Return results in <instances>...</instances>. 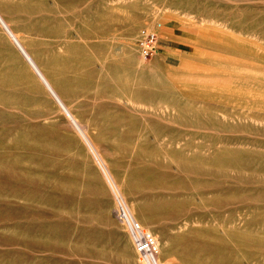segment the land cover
<instances>
[{"label": "rangeland", "instance_id": "374dc122", "mask_svg": "<svg viewBox=\"0 0 264 264\" xmlns=\"http://www.w3.org/2000/svg\"><path fill=\"white\" fill-rule=\"evenodd\" d=\"M0 16L59 95L0 24V264H147L123 209L159 264H264V0H0Z\"/></svg>", "mask_w": 264, "mask_h": 264}, {"label": "bare ground", "instance_id": "6f19581e", "mask_svg": "<svg viewBox=\"0 0 264 264\" xmlns=\"http://www.w3.org/2000/svg\"><path fill=\"white\" fill-rule=\"evenodd\" d=\"M158 17V16H156ZM156 19V18H155ZM0 24L2 25V27L5 29V31L7 32V34L9 35L10 39H12V41L14 42V44L16 45V48H18L20 50V52L23 54V56L25 57V59L27 60L29 66L32 68V70L36 73V75L38 76V78L40 79V81L44 84L47 85V87H51L54 90V93L59 96L57 94V92L55 91L53 85L51 84V82L49 81V79L45 76V74L43 73V71L41 70V68L38 66L37 62L30 56V54L28 53L26 47L21 43L20 39L18 38V36L16 34L13 33V31L10 29V27L6 24V22L2 19V17L0 16ZM123 50H125L127 48V50L130 52L128 53V56H130L131 60H137V56H138V51L136 50V48L128 46L127 44H124L122 46ZM111 49V48H110ZM120 52V51H119ZM125 55V54H124ZM139 63V62H138ZM140 65V63H139ZM139 68V67H138ZM143 76H150L149 73H143ZM45 86V85H44ZM46 87V86H45ZM48 90V89H47ZM49 91V90H48ZM52 94V93H51ZM52 96V95H51ZM53 97V96H52ZM60 106V105H59ZM61 107V106H60ZM64 107L65 109L68 111L69 114H67L65 112V109L62 108L63 112L67 115V117L69 118V120H71L73 126H75V128H78L82 131V138L83 140L86 142L87 146L89 147V149L91 150V152L94 154L95 159L97 160L98 164L101 167V170L104 173V176L107 178L108 182L110 183L111 187L114 188L113 190H115V192L117 193V195H120V191L118 189V186L115 183V180L110 172V170L108 169V166L106 164V162L104 161V159L102 158V156L99 153V149H97L94 144L92 143V141L90 140L86 130L84 129L83 125L77 120V118L71 113V111L69 110V108L66 106V104L64 103ZM121 196V195H120ZM123 199V198H122ZM126 206V205H125ZM127 207V206H126ZM128 210V209H127ZM123 209V212L125 214V216L127 217V223L129 225V227H139V225L137 224V222H133L134 217L132 216L131 212L128 210ZM132 217V218H131ZM140 228V227H139ZM142 231H144V233H149L146 230L141 229ZM138 234H136L137 236ZM133 236V234H132ZM153 236V235H152ZM154 237V236H153ZM134 238V245H135V249L137 254L141 257V254L137 251L136 248V243H135V237ZM159 245V244H158ZM160 252V250H159ZM157 256L154 259V261H151L153 263L151 264H159L158 260H157ZM143 262H145L142 259Z\"/></svg>", "mask_w": 264, "mask_h": 264}, {"label": "built area", "instance_id": "2783aa9c", "mask_svg": "<svg viewBox=\"0 0 264 264\" xmlns=\"http://www.w3.org/2000/svg\"><path fill=\"white\" fill-rule=\"evenodd\" d=\"M138 46L144 59L159 53V38L153 31L144 30L141 32ZM137 251L141 254L142 259L151 264L158 254V241L150 233H144L139 227H131ZM136 234H138L136 236Z\"/></svg>", "mask_w": 264, "mask_h": 264}]
</instances>
